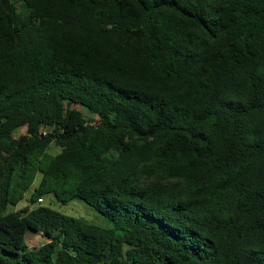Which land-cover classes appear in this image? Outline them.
I'll list each match as a JSON object with an SVG mask.
<instances>
[{"label":"trees","instance_id":"obj_1","mask_svg":"<svg viewBox=\"0 0 264 264\" xmlns=\"http://www.w3.org/2000/svg\"><path fill=\"white\" fill-rule=\"evenodd\" d=\"M0 264H264V0H0Z\"/></svg>","mask_w":264,"mask_h":264},{"label":"rangeland","instance_id":"obj_2","mask_svg":"<svg viewBox=\"0 0 264 264\" xmlns=\"http://www.w3.org/2000/svg\"><path fill=\"white\" fill-rule=\"evenodd\" d=\"M89 120H96V118L93 116H89ZM23 134H25L24 128L17 130L14 133V136L17 138L18 136L23 135ZM40 179H41V176L37 175L34 181L35 187L38 186V184L40 183ZM29 195L30 194H27L25 198L21 202H19V204L16 207H10L9 210L10 211L21 210L26 205H28L27 201H28ZM42 200H43V202L41 203L42 206L50 207L51 209L57 212H60L64 215H68V216L76 217V218H83L89 221H93V223L98 222L97 218H100L98 213H96L91 207H89L82 200H79V199H75L73 202H71L67 206H63L57 203L52 195H46L43 197ZM35 206L37 205L35 204ZM44 243H45V239L42 235H31V234L27 235V244L29 248L39 247Z\"/></svg>","mask_w":264,"mask_h":264},{"label":"built area","instance_id":"obj_3","mask_svg":"<svg viewBox=\"0 0 264 264\" xmlns=\"http://www.w3.org/2000/svg\"><path fill=\"white\" fill-rule=\"evenodd\" d=\"M38 201H39V202H41V200H40V199H39Z\"/></svg>","mask_w":264,"mask_h":264}]
</instances>
